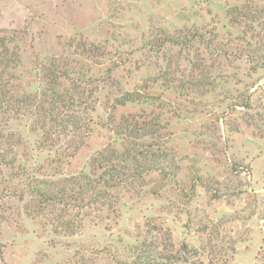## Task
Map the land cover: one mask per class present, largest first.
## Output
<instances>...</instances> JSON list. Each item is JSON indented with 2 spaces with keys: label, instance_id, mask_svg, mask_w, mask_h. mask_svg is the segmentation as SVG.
<instances>
[{
  "label": "rangeland",
  "instance_id": "rangeland-1",
  "mask_svg": "<svg viewBox=\"0 0 264 264\" xmlns=\"http://www.w3.org/2000/svg\"><path fill=\"white\" fill-rule=\"evenodd\" d=\"M49 94L74 101L44 119ZM127 142L131 185L39 208L35 183L95 182ZM137 247L264 264V0H0V264H136Z\"/></svg>",
  "mask_w": 264,
  "mask_h": 264
},
{
  "label": "trees",
  "instance_id": "trees-1",
  "mask_svg": "<svg viewBox=\"0 0 264 264\" xmlns=\"http://www.w3.org/2000/svg\"><path fill=\"white\" fill-rule=\"evenodd\" d=\"M62 77L63 76L61 74L57 78L59 80L62 79ZM50 94L49 103H46V107H44L45 102L41 98L42 96L45 97V94H43L36 102L35 112L40 115L43 114L44 119H50V115L55 114L56 103H60L58 105L66 108L69 105L71 106L72 101H74V98L70 97V99H65V97L61 94L57 96L52 94L54 96L53 100L50 98ZM140 97L141 96L135 93H126L125 95L121 96L118 106H124L129 103L137 102L139 101ZM36 99V96H23L17 103L19 107L22 106L24 109H28L30 106L31 109L33 106L32 102ZM53 120L54 118L50 120V122L55 124L56 122H53ZM64 124L65 123L57 122L56 126L61 127ZM133 136H137V130L135 133H133V128H129L126 137L127 139L130 137L131 139ZM136 147L137 146L135 144H130L127 142L123 152H117L114 149H107L105 152L109 151L108 157L103 152L99 154L98 158L94 159V162L96 165L98 164L100 167H103V172L95 182H91L88 177H73L61 182L35 183L37 186L34 185L32 187V194L39 199V208L62 205L75 206L79 210H83L84 208L94 204H102L101 201L105 199L107 192H111L120 187L129 186L131 185V181L133 179L141 177L142 172L137 174L134 172L136 175L132 176L126 174L124 170H121L119 167H117V165H120L121 163H128L135 166L136 162L138 164L141 162L144 152H138V150L135 149ZM152 155L154 156V153ZM155 159L157 160L158 156H155ZM134 162L135 164H133ZM96 187L101 189L103 188V190L100 191L98 188L96 189ZM34 188L36 190H34ZM135 250L137 253L135 258L136 264H152L156 261V257H158L157 254L150 252L147 248L143 250V248L137 247ZM166 261L170 262L169 259Z\"/></svg>",
  "mask_w": 264,
  "mask_h": 264
}]
</instances>
